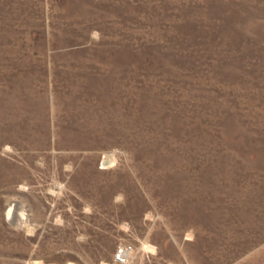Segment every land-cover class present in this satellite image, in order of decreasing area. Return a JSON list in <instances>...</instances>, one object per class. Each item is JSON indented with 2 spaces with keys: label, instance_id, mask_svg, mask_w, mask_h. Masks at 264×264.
I'll return each instance as SVG.
<instances>
[{
  "label": "rangeland",
  "instance_id": "1",
  "mask_svg": "<svg viewBox=\"0 0 264 264\" xmlns=\"http://www.w3.org/2000/svg\"><path fill=\"white\" fill-rule=\"evenodd\" d=\"M0 264H264V0H0Z\"/></svg>",
  "mask_w": 264,
  "mask_h": 264
},
{
  "label": "built area",
  "instance_id": "2",
  "mask_svg": "<svg viewBox=\"0 0 264 264\" xmlns=\"http://www.w3.org/2000/svg\"><path fill=\"white\" fill-rule=\"evenodd\" d=\"M128 249H129V247H125V246L117 247V249H115V251H114V261L122 262L123 261L122 258L124 257V255Z\"/></svg>",
  "mask_w": 264,
  "mask_h": 264
},
{
  "label": "bare ground",
  "instance_id": "3",
  "mask_svg": "<svg viewBox=\"0 0 264 264\" xmlns=\"http://www.w3.org/2000/svg\"><path fill=\"white\" fill-rule=\"evenodd\" d=\"M8 217H11L12 216V207L10 208L9 212H8ZM20 217V216H19ZM22 219V218H21Z\"/></svg>",
  "mask_w": 264,
  "mask_h": 264
}]
</instances>
